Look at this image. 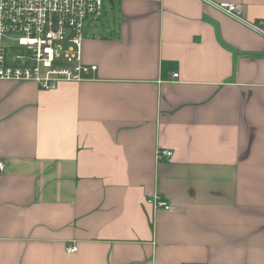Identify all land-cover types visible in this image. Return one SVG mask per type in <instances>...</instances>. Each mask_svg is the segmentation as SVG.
Here are the masks:
<instances>
[{
	"label": "crops",
	"instance_id": "obj_1",
	"mask_svg": "<svg viewBox=\"0 0 264 264\" xmlns=\"http://www.w3.org/2000/svg\"><path fill=\"white\" fill-rule=\"evenodd\" d=\"M108 1L93 79L0 81V264H264V0Z\"/></svg>",
	"mask_w": 264,
	"mask_h": 264
},
{
	"label": "built area",
	"instance_id": "obj_2",
	"mask_svg": "<svg viewBox=\"0 0 264 264\" xmlns=\"http://www.w3.org/2000/svg\"><path fill=\"white\" fill-rule=\"evenodd\" d=\"M216 7L242 20L234 3L220 1ZM103 11L104 0H0V81H34L42 89H51L60 82L93 79L97 67L82 62V43L87 28ZM171 154L163 149L158 158L168 159ZM3 168L0 161V171ZM147 201L155 208L169 209L157 194ZM66 251L74 252L76 246Z\"/></svg>",
	"mask_w": 264,
	"mask_h": 264
},
{
	"label": "rangeland",
	"instance_id": "obj_3",
	"mask_svg": "<svg viewBox=\"0 0 264 264\" xmlns=\"http://www.w3.org/2000/svg\"><path fill=\"white\" fill-rule=\"evenodd\" d=\"M90 19L86 21V24L88 26ZM111 22V7L108 0H104V11L100 19L96 20V24L98 25L99 29H101V25L105 24L106 26L108 23ZM86 26V27H87ZM86 30V29H85ZM88 31V28H87ZM90 31V30H89Z\"/></svg>",
	"mask_w": 264,
	"mask_h": 264
}]
</instances>
